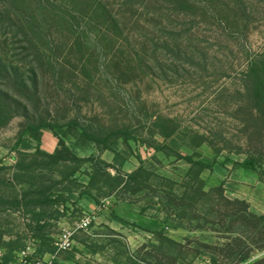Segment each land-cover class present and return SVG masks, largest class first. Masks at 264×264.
<instances>
[{
	"label": "rangeland",
	"instance_id": "1",
	"mask_svg": "<svg viewBox=\"0 0 264 264\" xmlns=\"http://www.w3.org/2000/svg\"><path fill=\"white\" fill-rule=\"evenodd\" d=\"M258 78L264 0H0L2 262L94 212L54 264H264Z\"/></svg>",
	"mask_w": 264,
	"mask_h": 264
},
{
	"label": "trees",
	"instance_id": "2",
	"mask_svg": "<svg viewBox=\"0 0 264 264\" xmlns=\"http://www.w3.org/2000/svg\"><path fill=\"white\" fill-rule=\"evenodd\" d=\"M254 70V67H251ZM255 97L261 102L264 103V82L262 79L257 80L254 87ZM50 129L53 133L59 138L60 142H65L67 139L72 142V146L76 149V145H78L81 149H85V147L91 142H106L107 139H100L96 136L90 134L84 127L78 126L77 123L70 121L65 124L60 123H51L46 121H40L37 124L28 122L23 130L24 135H28L31 138L35 139L36 141L40 142L42 131ZM53 157V154H49ZM189 161H191V157L188 156ZM202 165L205 166L203 162H200ZM255 159L248 158L244 160L242 163L243 169H255ZM3 202L11 204V205H19V201L15 200H3ZM259 219L264 220V215L261 214L258 216ZM211 262L213 264H217L216 258L211 257Z\"/></svg>",
	"mask_w": 264,
	"mask_h": 264
},
{
	"label": "built area",
	"instance_id": "3",
	"mask_svg": "<svg viewBox=\"0 0 264 264\" xmlns=\"http://www.w3.org/2000/svg\"><path fill=\"white\" fill-rule=\"evenodd\" d=\"M106 203H103L97 207L106 206ZM97 210V211H98ZM94 212H83L82 216L75 221L71 226H66L61 228L54 240L55 250L51 254V258L44 259L34 255L33 245L31 242H28L22 249L19 250L17 254V264H54V258L63 251H66L71 248L75 235L80 231L88 230L93 222Z\"/></svg>",
	"mask_w": 264,
	"mask_h": 264
},
{
	"label": "crops",
	"instance_id": "4",
	"mask_svg": "<svg viewBox=\"0 0 264 264\" xmlns=\"http://www.w3.org/2000/svg\"><path fill=\"white\" fill-rule=\"evenodd\" d=\"M57 236V235H56ZM45 256H47V255H51L52 253L49 251V250H47V251H44V253H43ZM0 264H4L3 262H2V260L0 259ZM63 264H73V263H71V261L70 260H68V261H65Z\"/></svg>",
	"mask_w": 264,
	"mask_h": 264
}]
</instances>
